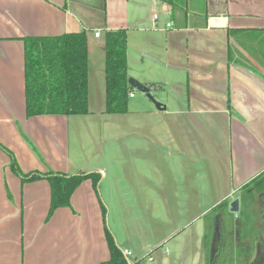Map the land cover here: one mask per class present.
<instances>
[{
    "label": "crops",
    "instance_id": "0c3cea01",
    "mask_svg": "<svg viewBox=\"0 0 264 264\" xmlns=\"http://www.w3.org/2000/svg\"><path fill=\"white\" fill-rule=\"evenodd\" d=\"M211 20L224 24L212 26ZM119 28L127 36V75L142 83V77L130 74L131 67H143L150 59L179 70L180 55L173 58L171 51L177 52L183 37L188 45L192 40L194 48L187 47V51L198 48L193 58L199 63L191 71L194 79L186 107L193 131L188 145L196 146L197 130L209 146L216 147L223 138L227 146L225 196L253 179L264 182V49L256 55L245 46L254 47V42L238 39L258 33L264 40V0H0V143L14 153L21 170L74 173L95 168L101 175L99 187L104 183L105 166H91L93 158L70 153V123L75 128L79 125L72 118L75 115L26 117L21 38L84 30L88 111L80 116H100L106 113V32ZM209 65L208 70L204 68ZM8 164V155L0 149V264H100L109 259L101 195L90 180L74 190L70 206L55 209L46 220L47 180L22 184ZM214 184L219 185L218 181ZM113 236L123 252L130 250L129 258L141 264V255L121 247ZM153 261L152 257L148 262Z\"/></svg>",
    "mask_w": 264,
    "mask_h": 264
},
{
    "label": "rangeland",
    "instance_id": "374dc122",
    "mask_svg": "<svg viewBox=\"0 0 264 264\" xmlns=\"http://www.w3.org/2000/svg\"><path fill=\"white\" fill-rule=\"evenodd\" d=\"M258 35L238 39L254 42V47L245 46L262 55L264 40ZM189 43L183 37L177 52L171 51L173 58L180 55L179 70L150 59L143 67L137 64L129 69L131 75L144 79L152 99L132 88L134 98H128L126 113L72 117L79 125L70 123V153L93 158L91 166H105V181L98 185L106 208L105 224L121 247L141 255V264H208L213 240H224L215 264H264L256 260V246H264V182L225 196L223 138L216 147L209 146L197 130L196 146L188 145L193 131L186 107L194 79L191 71L199 63L193 58L199 49L188 53L187 47H193L192 40ZM154 101L167 109H157ZM216 181L219 185L214 186ZM234 198L239 199V210L230 212ZM217 200L226 206L214 211ZM147 254L153 262L147 261Z\"/></svg>",
    "mask_w": 264,
    "mask_h": 264
},
{
    "label": "trees",
    "instance_id": "16d2710c",
    "mask_svg": "<svg viewBox=\"0 0 264 264\" xmlns=\"http://www.w3.org/2000/svg\"><path fill=\"white\" fill-rule=\"evenodd\" d=\"M264 37V30H263ZM126 31L123 28L108 30L105 44V112L126 113L132 87L127 79ZM23 41L25 115H84L87 113V41L84 30L65 32L54 36H25ZM230 47L228 49V53ZM0 149L9 157V168L21 183L45 179L50 187V205L46 220L55 209L70 206L74 190L84 180H90L98 195L101 175L96 171L65 173L55 170L22 171L14 153L0 143ZM253 179L243 189H249ZM99 197V195H98ZM104 219V235L109 259L100 264H127L123 250L117 245L112 232L105 224L106 208L100 200ZM220 205V206H219ZM226 206L221 202L213 207Z\"/></svg>",
    "mask_w": 264,
    "mask_h": 264
},
{
    "label": "water",
    "instance_id": "95a60500",
    "mask_svg": "<svg viewBox=\"0 0 264 264\" xmlns=\"http://www.w3.org/2000/svg\"><path fill=\"white\" fill-rule=\"evenodd\" d=\"M223 24L224 23L215 25L213 20L210 21V25H212V26H223ZM127 82L133 89L147 94L152 99V97L150 96V93H149L150 88L146 84L138 81L137 79H135L133 77H128ZM154 103H155V106H156L157 109H160V110H164L165 109V105H163V104H161L159 102H155V101H154ZM238 210H239V199L238 198H234L229 203V211L230 212H237ZM215 251H216L215 246L212 245L208 264H214L213 260H214Z\"/></svg>",
    "mask_w": 264,
    "mask_h": 264
},
{
    "label": "flooded vegetation",
    "instance_id": "af4514ba",
    "mask_svg": "<svg viewBox=\"0 0 264 264\" xmlns=\"http://www.w3.org/2000/svg\"><path fill=\"white\" fill-rule=\"evenodd\" d=\"M223 241L224 240H221V241L214 240V242L212 244L213 246H215V249H216V252L214 253V260H213L214 261V264H215V262L217 260V253H218L219 249L221 248ZM217 244H219L220 246H217ZM259 245L260 244H258L256 246V249H257V256H256L257 259L256 260H258L259 263H260V262H263V260H264V246L263 247H260ZM224 246H225V244H224ZM224 246L222 247V249H224ZM217 249H218V251H217ZM218 255H219V253H218Z\"/></svg>",
    "mask_w": 264,
    "mask_h": 264
},
{
    "label": "built area",
    "instance_id": "2783aa9c",
    "mask_svg": "<svg viewBox=\"0 0 264 264\" xmlns=\"http://www.w3.org/2000/svg\"><path fill=\"white\" fill-rule=\"evenodd\" d=\"M157 18V15H153V19H156ZM171 24L170 23H168L167 24V26H170ZM94 35L96 36V37H98L99 36V31H95L94 32ZM129 96L131 97V96H133V93L132 92H130L129 93ZM166 251V250H165ZM124 255H125V257L127 258V264H138V260H136V259H133V260H131L129 257L132 255V252L130 251V250H125L124 252ZM152 260V257L151 256H149L148 257V261H151Z\"/></svg>",
    "mask_w": 264,
    "mask_h": 264
}]
</instances>
